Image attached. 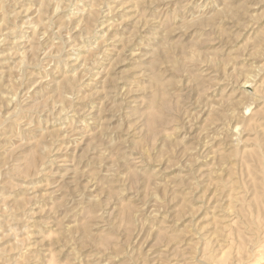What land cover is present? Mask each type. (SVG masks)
<instances>
[{
  "label": "rangeland",
  "instance_id": "1",
  "mask_svg": "<svg viewBox=\"0 0 264 264\" xmlns=\"http://www.w3.org/2000/svg\"><path fill=\"white\" fill-rule=\"evenodd\" d=\"M0 264H264V0H0Z\"/></svg>",
  "mask_w": 264,
  "mask_h": 264
},
{
  "label": "bare ground",
  "instance_id": "2",
  "mask_svg": "<svg viewBox=\"0 0 264 264\" xmlns=\"http://www.w3.org/2000/svg\"><path fill=\"white\" fill-rule=\"evenodd\" d=\"M43 2V1H42Z\"/></svg>",
  "mask_w": 264,
  "mask_h": 264
}]
</instances>
